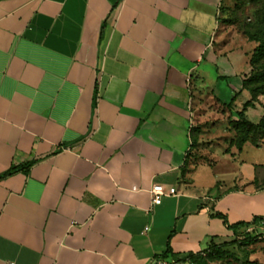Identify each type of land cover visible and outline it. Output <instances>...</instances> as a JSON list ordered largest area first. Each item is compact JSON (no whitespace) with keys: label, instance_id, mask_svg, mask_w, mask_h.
Instances as JSON below:
<instances>
[{"label":"crops","instance_id":"0c3cea01","mask_svg":"<svg viewBox=\"0 0 264 264\" xmlns=\"http://www.w3.org/2000/svg\"><path fill=\"white\" fill-rule=\"evenodd\" d=\"M221 4L0 0V264L179 260L264 215V143L231 127L253 45Z\"/></svg>","mask_w":264,"mask_h":264},{"label":"rangeland","instance_id":"374dc122","mask_svg":"<svg viewBox=\"0 0 264 264\" xmlns=\"http://www.w3.org/2000/svg\"><path fill=\"white\" fill-rule=\"evenodd\" d=\"M264 0H222L220 7V32L227 39L239 36L242 40L251 42L253 48L258 42L251 40L250 35L259 23ZM250 54V56H251ZM259 68L264 67V59ZM258 69V67H257ZM251 66L249 73H251ZM248 73V74H249ZM264 85V82H263ZM209 92L200 91L198 95L201 111L216 105L208 97ZM264 97V93L262 94ZM264 143V140H261ZM223 257L208 258L207 264H240L244 260H257L264 264V226L251 225L232 232L231 236L221 241Z\"/></svg>","mask_w":264,"mask_h":264},{"label":"trees","instance_id":"16d2710c","mask_svg":"<svg viewBox=\"0 0 264 264\" xmlns=\"http://www.w3.org/2000/svg\"><path fill=\"white\" fill-rule=\"evenodd\" d=\"M250 39L258 42L254 48L250 58L249 64L251 66V73L247 74L243 80V88L250 93V98L243 104V108L237 111L238 118L231 120V127L236 132L232 142L235 143L239 149L246 141H251L255 145L259 146L263 144L261 140H264V113L258 122H254L246 115V110L250 106H254L259 100V97L264 93V67L259 68V63L264 59V4L262 6L261 17L256 30L250 35ZM258 67V69H257ZM233 102V100H232ZM231 102V103H232ZM230 103V105H231ZM18 169L17 166H13L6 174H10ZM264 221V215L255 216L251 222H237L230 225V228L234 232H238L241 228L249 227L253 224L262 226L261 222ZM206 254L202 252L190 253L184 257H178V259L189 258L192 264H207L208 258H221L223 257V249L220 243L212 242L208 248L204 250ZM171 254L170 248L160 256L158 259H167ZM240 264H261L257 260H244Z\"/></svg>","mask_w":264,"mask_h":264},{"label":"built area","instance_id":"2783aa9c","mask_svg":"<svg viewBox=\"0 0 264 264\" xmlns=\"http://www.w3.org/2000/svg\"><path fill=\"white\" fill-rule=\"evenodd\" d=\"M175 192V189L171 190ZM152 193V201L153 203L157 204L161 202L162 195L165 193L164 186L159 183H154L151 188ZM261 225L264 226V221L261 222ZM204 255L206 254L205 251L202 252ZM156 264H192L189 258L186 259H179V260H167V259H159L157 260Z\"/></svg>","mask_w":264,"mask_h":264}]
</instances>
